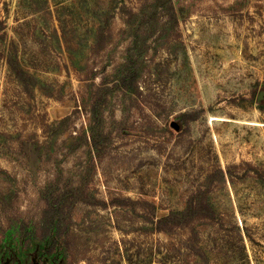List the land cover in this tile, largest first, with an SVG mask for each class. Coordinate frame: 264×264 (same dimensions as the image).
<instances>
[{
	"label": "rangeland",
	"instance_id": "374dc122",
	"mask_svg": "<svg viewBox=\"0 0 264 264\" xmlns=\"http://www.w3.org/2000/svg\"><path fill=\"white\" fill-rule=\"evenodd\" d=\"M56 196L58 264H264V0H0V253Z\"/></svg>",
	"mask_w": 264,
	"mask_h": 264
},
{
	"label": "trees",
	"instance_id": "16d2710c",
	"mask_svg": "<svg viewBox=\"0 0 264 264\" xmlns=\"http://www.w3.org/2000/svg\"><path fill=\"white\" fill-rule=\"evenodd\" d=\"M61 196L51 197L46 200L45 208L42 212V226L45 234L41 241L36 245H28L27 248H12L8 253H0V264H58L59 255L58 229L60 226L62 204ZM114 203V202H113ZM181 213H171L162 217L159 222L175 223ZM173 219V220H172ZM23 254H20V252Z\"/></svg>",
	"mask_w": 264,
	"mask_h": 264
},
{
	"label": "water",
	"instance_id": "95a60500",
	"mask_svg": "<svg viewBox=\"0 0 264 264\" xmlns=\"http://www.w3.org/2000/svg\"><path fill=\"white\" fill-rule=\"evenodd\" d=\"M172 126L176 128V125L174 123H172Z\"/></svg>",
	"mask_w": 264,
	"mask_h": 264
}]
</instances>
